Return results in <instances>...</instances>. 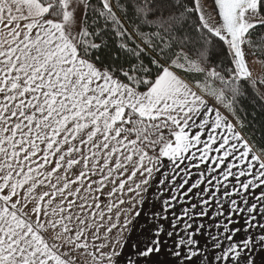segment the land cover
Masks as SVG:
<instances>
[{"label": "snow or ice", "instance_id": "snow-or-ice-1", "mask_svg": "<svg viewBox=\"0 0 264 264\" xmlns=\"http://www.w3.org/2000/svg\"><path fill=\"white\" fill-rule=\"evenodd\" d=\"M264 0H0V264H264Z\"/></svg>", "mask_w": 264, "mask_h": 264}, {"label": "rangeland", "instance_id": "rangeland-1", "mask_svg": "<svg viewBox=\"0 0 264 264\" xmlns=\"http://www.w3.org/2000/svg\"><path fill=\"white\" fill-rule=\"evenodd\" d=\"M254 75L264 76V65L256 63L253 65Z\"/></svg>", "mask_w": 264, "mask_h": 264}]
</instances>
